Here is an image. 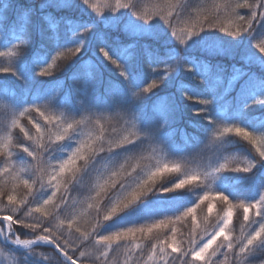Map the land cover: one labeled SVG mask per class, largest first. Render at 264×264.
Instances as JSON below:
<instances>
[{"label": "snow or ice", "instance_id": "6c2138e0", "mask_svg": "<svg viewBox=\"0 0 264 264\" xmlns=\"http://www.w3.org/2000/svg\"><path fill=\"white\" fill-rule=\"evenodd\" d=\"M19 8V15L11 18L13 24L18 21L19 31L12 25L9 31L18 32L21 38L10 48L0 50V58L9 59L7 64L0 65V77L10 75L25 84L27 81L15 62L26 52L27 48L21 45L31 40L33 16L46 13L42 19L52 35L58 34L61 23H66L77 38L76 43L58 48L46 62L36 58L34 77L52 75L51 69L61 58L64 64L60 70L69 68L82 55L98 23L107 31L97 33L91 59L77 70L85 74L83 89L76 91L78 114L56 110L50 103H31L20 108L11 104L7 143L0 146V156L4 157V166L0 168V178L4 180L0 186V244L13 252L32 249L34 245L51 246L63 258L59 264H119L115 257L117 248L127 249L123 264H145V245L138 242V237H151L147 264H245L264 246V191L258 200L240 202L230 199L224 191L211 189L225 173L247 174L264 161V135L252 133L238 120L229 123L213 111L215 102L224 97L235 100L240 115L247 114L249 109L264 110V76L246 70L254 63L264 67V0H223L213 3L203 14L190 0H161L144 6L139 0H104L103 4L92 0H35ZM65 8L78 9L89 19L78 23L47 11ZM240 9H247V14ZM35 27L39 36L45 35L38 25ZM3 30L4 22L0 20V32ZM109 32L115 35L110 36ZM122 35L128 42L121 39ZM152 42L168 48L166 56L162 57ZM196 51L233 62L212 63L192 55ZM141 62L150 69L146 82L133 75V69ZM237 63L241 66L237 67ZM109 67L111 73L115 71L116 79H109L104 90L107 100L101 105L99 85ZM180 72L198 80L206 89L205 94L181 85L178 91L184 101L195 105L191 112L209 126L206 141L195 152V157L207 163L200 171L191 173L183 170L179 162L150 168L141 167L139 162L130 164L137 158L141 145L166 153L167 128L179 118L182 106L175 94L157 95V90ZM104 112H112L123 121L120 129L113 127L106 135L108 130L100 120ZM22 119L26 122L22 123ZM129 119L134 121V131L127 128ZM86 120L99 126L97 134L84 131L82 125ZM233 134L248 142L254 162L230 167L224 149ZM14 154L16 159L26 158L27 162L21 165L26 175L15 174L16 165L11 162ZM143 158L140 155L139 159ZM80 161L83 163L79 164ZM126 167L130 170L125 172ZM122 173L126 178H121ZM164 173L176 175L157 183ZM65 174L69 176L66 182ZM93 174L107 178L97 185L95 195L89 196L93 202L87 207L94 209L95 216L90 230L85 231L75 217L65 212L73 203L69 185H82ZM20 186L23 191L18 192ZM185 186H194L196 199H179L187 193L180 191ZM196 189L200 191L197 193ZM150 195L160 205L166 200L175 207L167 211L158 206L129 219ZM205 202L207 216L201 226L197 210L203 211L201 206ZM217 204V218L211 223L209 218ZM235 208L242 209L247 232L241 231L233 238L230 225ZM253 209L255 215L250 218ZM187 220L191 225L187 238H183V233L178 238L176 225ZM73 229L79 233L75 239ZM29 233L31 238H25ZM88 241L93 242L91 253L81 250V245L87 246ZM92 253L94 260L86 259ZM218 254L222 259H213Z\"/></svg>", "mask_w": 264, "mask_h": 264}, {"label": "trees", "instance_id": "16d2710c", "mask_svg": "<svg viewBox=\"0 0 264 264\" xmlns=\"http://www.w3.org/2000/svg\"><path fill=\"white\" fill-rule=\"evenodd\" d=\"M92 2L103 4L104 0H92ZM159 2H161V0H139L141 6ZM221 2H223V0H190L191 5L199 9L202 14L209 10L213 3ZM24 3L33 4L35 3V0H0V20L4 22V30L0 32V50L10 48L13 43L17 42V40L21 38V35L18 32L9 31V26L12 25L17 31H19L18 21L16 24H13L11 18L13 15H19V5ZM47 11L52 12L57 17H69L78 23L87 22L89 19L85 14H81L78 9H49ZM239 11L242 14H247L248 12L247 9H240ZM44 14L46 13H38L36 16L31 18V40L30 42L21 45V47L27 48L26 52L22 57L19 58L18 61L15 62V67L20 72V74L24 76L27 83L25 84L23 81L10 75L6 77H0V146L7 143L8 131L6 129L10 128L11 124V104H13L16 108H20L31 103H50V105L56 110L64 111L69 115L78 114V94L76 91L77 89H83L85 74L83 71L77 72V70L81 64L91 59V54L95 50L97 33L101 31H107V29H104L103 26L98 23L96 29L88 37L87 45L83 50L82 55L69 68L63 71L60 70V66L64 64V59L61 58L57 61V65L51 69L52 75L48 77H34L33 73L36 70L34 60L36 58H40L43 62H46L48 58L55 54L58 48L70 46L77 42V38L73 36V32L69 30L66 23H61L59 25L58 34L52 35L49 32L50 29L47 22L42 19ZM36 25H38L41 30L45 31L44 36H39L35 27ZM162 27L163 25H161V28ZM109 35H115V33L109 32ZM121 39L124 42H128V38L124 35L121 36ZM152 43L153 47L158 48L159 54L162 57L166 56L168 48L160 47L155 42ZM170 47L171 46H169V48ZM18 52L19 49H17V53ZM192 55L203 60L211 61L212 63H216L217 60H222L226 64L233 62L228 58L212 57L200 51H196ZM11 59L16 60V57ZM8 62V58H0V65L7 64ZM240 66L241 64L237 63V67ZM110 67L114 69V66L110 65ZM110 67L105 70L104 80L99 85V99L101 105H103L107 100V97L104 95V90L108 87L109 79H112L113 81L116 79V73L115 71L111 73ZM246 70H250L258 77L264 76V67H261L259 63L250 65ZM38 71L39 69H37V72ZM148 71H150V69L147 68V64L141 62L138 68L133 69V75L137 77L138 80H144L146 82V78L149 75ZM74 73H76L75 77L73 76ZM148 83H151L150 79L148 80ZM181 85L196 92H205L206 94V89L200 84L198 80H191L182 72L173 74L169 80L157 90V95L164 93L175 94L182 106V111L179 118L167 128L168 136L165 142V151L187 144H193L200 139L207 138L206 133L208 132L209 126L206 121L195 116L194 113L191 112V108L195 107V105H192L191 101H184L182 99L183 94L178 91ZM140 103L146 104L150 103V101H141ZM213 111L216 114L222 116V118H224L229 123L236 122L238 120L252 133L256 135H264V110L262 109H249L247 114L240 115L235 100H233L231 97H224L223 99L217 100L215 102ZM32 115L35 116L36 114L33 113ZM87 115V113L84 114L85 117H87ZM77 119H80V117H77ZM100 120L104 128L108 130L106 135L111 132L113 127L120 129L121 124H123V121L119 120V118L116 117L112 112H104L100 117ZM21 122L25 123L26 121L22 119ZM133 123L134 121L129 119L127 125L129 131H134ZM82 127L86 133L91 132L93 135L97 134L99 130V126L90 123L87 120L85 121V124L82 125ZM231 139L234 140L238 146L246 152L248 161L254 162L252 153L248 151V148L250 147L248 142L243 141L241 138L235 137L234 134L232 135ZM153 147L154 146H149L147 144L141 145L140 148L137 149V158L133 159L129 163L135 164L139 162L141 167L150 168L159 159V156L162 153L159 149L154 151ZM140 155H142L144 158L139 159ZM3 161L4 157L0 156V168L4 166ZM11 162L16 165L15 174L17 176L26 175L25 171L22 170L21 167V165L27 162L25 157L20 156L16 159L14 154ZM78 163L82 164L83 162L80 161ZM263 169L264 161H262L260 164H257V166L253 168L251 177H257V175L259 176L261 170ZM129 170L130 168L126 167L125 172ZM68 178V174H65V182ZM106 178V176L93 174L89 177H86L82 185H69L73 203L72 207L69 208L67 212H65V215L70 214L71 216L75 217L77 219L78 226L81 227L82 230H90V225L95 216L94 209H88L87 207L88 203L93 202L89 200V196L95 195L97 185L103 183V180ZM121 178H126L124 173L121 174ZM156 182L160 183L162 180L157 178ZM3 184V178H0V186H3ZM9 186H11V183H9ZM17 191H23L22 186L18 187ZM150 204H152V207L158 204L157 199L151 197V195L149 196L145 205ZM143 208L146 207L141 206L140 209ZM241 231L247 232V225L243 224L242 215H239L235 220L232 232L233 238L239 236ZM31 235L32 234L29 233V235L25 238H31ZM78 236L79 233L75 232L73 229V239ZM138 242H141L143 245H145L144 261L145 264H147V245L151 242V240L143 239L138 240ZM92 244V241H88L87 246L82 244L81 250L91 253ZM0 250H2L0 251V264H59V261L62 260V258L52 248L44 246H35L29 250H18L13 252L8 246L0 244ZM41 253L44 256L49 257V259H45L40 255ZM126 253V248H117L115 257L119 264H123V259ZM94 255L95 253H92V256L86 257V259L94 260ZM245 264H264V246H261L252 256L248 257V259L245 261Z\"/></svg>", "mask_w": 264, "mask_h": 264}, {"label": "rangeland", "instance_id": "374dc122", "mask_svg": "<svg viewBox=\"0 0 264 264\" xmlns=\"http://www.w3.org/2000/svg\"><path fill=\"white\" fill-rule=\"evenodd\" d=\"M205 141L206 138H203L194 142L193 144H187L184 146L167 150L166 151L167 154L162 152L161 155L159 156V159L153 165H157V164L162 165L164 163L179 162L182 164L183 170L188 171L189 173L200 171L202 167L207 163V161L199 157H195V152L199 150V148L202 146V144ZM224 155L228 157L230 167L231 166L243 167L246 165V162L248 161L246 152L243 149H241L238 146V144L232 139H230L229 142L225 145ZM173 175L176 174L164 173L161 177L158 178L161 179L163 182L165 179ZM193 188L194 186H185V189H182L180 191L187 190V193L182 194L179 197V199L181 200H187L192 198L196 199V196L193 195V191H192ZM211 189L213 190L219 189L221 191H224L225 194L228 195L230 199H234V200L238 199L240 200V202H252L258 200L261 195V192L264 191V169L261 170V173L259 174V176L257 175V177H251V172L247 174L235 173V172L225 173L223 177L218 178L215 181V183L211 185ZM196 191L198 193L200 190L196 189ZM206 203L207 202H205V205L201 206L203 211H201L200 209L197 210L198 222L201 224V226H204V217L207 216ZM158 206H162L167 211H171L175 207V205L169 201H164L162 205L157 204L156 206L153 207L152 204L143 205L142 207H146V208L140 209L138 210V212L133 213L132 216L129 217V219H132L137 216H143L144 214H146L148 210ZM219 207H220L219 204H217V206L213 209V216L209 218L211 223L215 222V219L217 218V213L219 211ZM242 214H243L242 209L239 208L234 209L233 224L230 225L232 232H233L235 220L239 215ZM254 215H255V210L254 209L250 210L249 212L250 218L253 217ZM143 222L148 223L151 221H143ZM211 223H209L208 225L209 229H211ZM190 226H191L190 220H187L183 223H178L176 225L178 238H180L181 233H183V238H187L188 232L190 230ZM152 235L155 236L156 233H153ZM161 235H163V233H161ZM147 239L151 240V237ZM138 240H141V238L138 237ZM35 246L50 247L48 245H34L33 247ZM21 250H29V249H21ZM53 250L55 251V249ZM221 251L224 250L222 249ZM218 258L222 259V257L219 256V254L218 257H215L213 259H218Z\"/></svg>", "mask_w": 264, "mask_h": 264}, {"label": "water", "instance_id": "95a60500", "mask_svg": "<svg viewBox=\"0 0 264 264\" xmlns=\"http://www.w3.org/2000/svg\"><path fill=\"white\" fill-rule=\"evenodd\" d=\"M51 247V246H50ZM54 249V248H53Z\"/></svg>", "mask_w": 264, "mask_h": 264}]
</instances>
